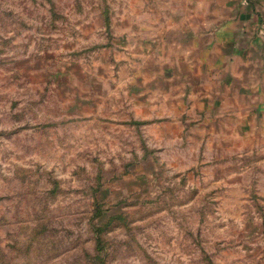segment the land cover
Segmentation results:
<instances>
[{
  "label": "rangeland",
  "instance_id": "374dc122",
  "mask_svg": "<svg viewBox=\"0 0 264 264\" xmlns=\"http://www.w3.org/2000/svg\"><path fill=\"white\" fill-rule=\"evenodd\" d=\"M227 1L0 0V264H264V145L158 92Z\"/></svg>",
  "mask_w": 264,
  "mask_h": 264
},
{
  "label": "crops",
  "instance_id": "0c3cea01",
  "mask_svg": "<svg viewBox=\"0 0 264 264\" xmlns=\"http://www.w3.org/2000/svg\"><path fill=\"white\" fill-rule=\"evenodd\" d=\"M225 7L228 15L217 26L208 20L182 21L162 31L157 51L179 70L176 78L181 86L158 90L159 98L182 108L174 114L178 119L189 116L214 129L220 126L223 138L227 133L229 139L256 141L260 147L264 145V0L231 4L228 0Z\"/></svg>",
  "mask_w": 264,
  "mask_h": 264
},
{
  "label": "trees",
  "instance_id": "16d2710c",
  "mask_svg": "<svg viewBox=\"0 0 264 264\" xmlns=\"http://www.w3.org/2000/svg\"><path fill=\"white\" fill-rule=\"evenodd\" d=\"M100 240H101L100 237H98V242H99V243H100Z\"/></svg>",
  "mask_w": 264,
  "mask_h": 264
}]
</instances>
